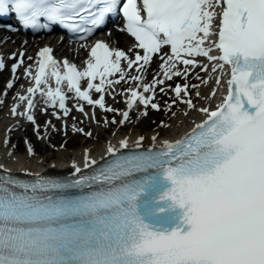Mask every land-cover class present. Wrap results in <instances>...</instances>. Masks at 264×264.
Instances as JSON below:
<instances>
[{"label":"snow or ice","instance_id":"obj_1","mask_svg":"<svg viewBox=\"0 0 264 264\" xmlns=\"http://www.w3.org/2000/svg\"><path fill=\"white\" fill-rule=\"evenodd\" d=\"M117 10L143 55L136 52L133 59L98 40L79 70L42 48L35 74L25 71L34 85L28 95H19L27 109L18 113L14 106L12 114H27L39 93L68 115L64 82L77 98L117 111L105 106L107 88L126 76L143 80L128 75L121 61L141 73L164 46L171 51L160 65L165 78L186 77L187 66L208 71L209 65L196 59L205 57L211 72L219 73L212 96L225 75L227 94L214 110L199 109L206 118L181 138L117 156L95 175L34 183L0 177V264H264V0H0V16L15 13L26 28L48 27L40 23L45 18L87 35ZM214 49L220 54L213 55ZM177 62L186 66L183 72L173 71ZM4 66L0 61V69ZM18 66H12L13 73ZM115 73L119 77L110 79ZM158 76L142 84V91L140 83L124 90L130 94L129 109L137 102L160 109L153 101L156 86L165 80ZM53 79L55 88L49 84ZM12 86L9 81L7 87ZM188 88L177 84L173 91L194 108L192 99L181 95L190 96ZM91 90L100 93L98 99ZM78 110L83 112V106ZM128 117L123 112L119 123ZM27 119L35 118L27 114ZM143 139L136 142L138 148ZM120 147L127 148L128 141Z\"/></svg>","mask_w":264,"mask_h":264},{"label":"bare ground","instance_id":"obj_2","mask_svg":"<svg viewBox=\"0 0 264 264\" xmlns=\"http://www.w3.org/2000/svg\"><path fill=\"white\" fill-rule=\"evenodd\" d=\"M100 37L106 38L112 44L116 42L117 46L124 47L129 45L128 40L131 41L130 37H128L126 33H124L119 28H114L109 33L108 31L104 32L100 35ZM43 42L54 43L58 51L62 50L61 47H59V43L57 42V40L49 39L47 38V36L35 37L33 38V40L28 39L27 41H25L24 38L16 35H11L6 31H0V51L2 52L3 58L6 59V67L3 70V73H0V101H2V103H0V164L7 166L8 169L11 170H23L31 172L33 174H38L39 170L63 169L61 168V165L67 164L66 166H69L76 171L77 167L81 169L86 164H91L92 160L96 161L97 159L106 155L108 153L107 149L109 146H112L115 149L121 148L120 142L122 140L126 139L128 141V146H136V142L141 136L144 137L143 141L141 142L142 147L159 145L162 143V141L170 140L171 138H173L179 132L183 131L187 126L198 123L203 117H205V114L200 112L199 109L207 107L213 110L214 107H210V105H216L223 95V86L225 83L226 75L223 77L221 86L219 87L216 95L212 96V90L214 88H217V85L215 83V76L219 73L211 72V62H202L209 65L208 71H202L201 67L199 66H189L188 68L190 70L195 69V77H200L197 78V91H200V95L197 96L196 93L194 94V108H189L187 104H183V110L181 114H179L178 116H174L173 120L169 124H160L153 131H144V126H147L148 119L141 118L137 121V124L139 127H142V129L137 131L136 133L132 131L122 133L117 130L116 132L110 133L106 139L100 141L99 143H97V145H94V143H92L75 147L69 151H65L64 148H62L60 144H58L62 140V133L66 134V138H71L70 136L72 135L73 130H76V134L77 132L79 134H82V131L79 130L82 128V126L86 125L88 127L86 131L92 130V134L95 137H99L103 134L102 129H97L96 127L91 129V125L89 123L93 118H96V120L105 121L108 118L109 113L105 112V109L97 107L95 108V111H92L93 114L90 115L91 119L89 120V117L87 116L88 114L86 112L76 113L75 109L73 108L72 110L70 109L69 120L66 124H63L59 115L55 113L51 114L50 116H40L36 119V122H21L22 120L17 119L16 116L11 115V113L13 105L17 106V92L25 88L24 85H22L23 82L21 81V78L26 80V78L23 77L26 68L20 70V79L17 81L19 82L17 83V85H15L13 88H8L7 83V85L4 86L7 95H3L1 92L3 80L5 78H7V82L12 80L10 78V64L12 61L17 60V56H20V51H26L24 55V61L29 63L36 59L39 46ZM13 53L16 54V58L14 60H11V55ZM87 53L88 52L86 48H82L81 50L73 49L72 52H70L69 50H64L61 52V54L63 55L66 54L70 56L71 54L72 59H75L76 61H79L81 58L86 57ZM127 53H130V56H132L133 58L135 57L134 50H128ZM162 61L163 59L161 60V64H163ZM216 63H219V61H216ZM179 66L183 68L182 63ZM158 71H160L159 66ZM161 76L162 75H160L158 78H160ZM193 81H195V79H193ZM202 81L208 82L203 83ZM110 89H112V87H110ZM181 95L184 97V99L192 97H187L184 95V93H182ZM164 96L172 99H175L174 97H177L173 90H171L170 92H164ZM117 97L118 95L113 91H110L108 94L105 93V106L110 104ZM178 99L179 101H182L181 98L178 97ZM172 106H174V104ZM53 107L56 108V106ZM171 108L173 109V107ZM56 112L61 113L62 110H56ZM47 118H50L51 122H48ZM121 120L122 119L120 116L117 125L118 129L122 128L123 125L126 124L125 122L123 124L119 123ZM41 122L42 125H40ZM96 123L97 122H94V124ZM112 124H114V122L106 125L103 129H109ZM170 132L172 133L171 135ZM24 134H26L25 137H23ZM39 134H43L44 136L42 138L43 140L41 141L44 153L40 154H38L39 144L37 139V136ZM153 136L157 137L155 141L152 140ZM21 139H26V142L32 148V151L36 150V152L29 154V152L27 151L26 153L17 154L16 149ZM45 139L49 140L50 143H48ZM13 141H17V146L11 148L9 143ZM86 141L87 140L85 138L84 142ZM64 143H68V140H66ZM74 143H76L75 136L71 138L69 144L73 145ZM57 144L58 148L55 147L57 146ZM54 150L56 151L54 152ZM49 152L50 155H46ZM60 153H65L66 156L62 157Z\"/></svg>","mask_w":264,"mask_h":264},{"label":"rangeland","instance_id":"obj_3","mask_svg":"<svg viewBox=\"0 0 264 264\" xmlns=\"http://www.w3.org/2000/svg\"><path fill=\"white\" fill-rule=\"evenodd\" d=\"M6 80L7 79L3 80L2 86H1V90L6 85ZM174 84L175 83L171 82L170 86L167 89H165V91H171V90H173ZM194 84L196 85V82H194L193 85ZM194 92H197V91H195V89H194ZM160 95H161V98L159 99V102L160 103H163L164 107H163V109L161 111L149 110V113H151V112H153V113L150 114V115H148V116H146V118L148 119V122H147V126H144V131H153L160 124H169L173 120V117L174 116H178L179 114H181L182 104L180 102H178L179 100H177V99L174 100L172 98H167V97H165L162 94H160ZM173 101H177V103L175 104V109L174 110H170V106L169 105L172 104ZM115 104H117L116 105V110L117 111H114L113 115L111 116V119H108V121H102L100 123H97V125H95L93 123L94 121H91L90 122L91 129L94 128V127H96L97 129H102V131L104 133L101 136H99V137L96 136L95 137L93 134L92 135L91 134L89 135V133H91V131H86L88 129V127H86V126H84V130L82 131V134H76L74 132L72 133V135L70 137L72 138V137L75 136V140H76V143L78 144V147L79 146H82V145L92 144V143H94V145H97V143H99L100 141L106 139L111 132H116L117 130H119L122 133L129 132V131H132V132L136 133L137 131H139V130L142 129V127H139L138 124H137V121H136L137 120V117H134L133 121L132 122H129L130 124L123 125L122 128L118 129V127H117L118 124L117 123H118V120H119V117H120V107L122 105V97L116 98L109 107L114 108L115 107ZM166 116H168V117H166ZM113 120H115V123L111 125V128H109V130H104L103 128L106 125L109 124L107 122H112ZM25 135L26 134H24L23 137H25ZM43 137H44L43 134H39L37 136L38 144H39V152L40 153H44V150L42 148V143H41V141L43 140L42 139ZM71 138H66V134L65 133H62V137H61L62 140L58 144H60L61 147L64 148L65 151H69V150L73 149L71 147V145L69 144ZM85 138L87 140L86 142H84ZM22 139L19 142L20 153L25 152V150L27 148V147H25V145L23 143L25 141L22 140ZM66 140H68V144H66V147H63L62 145L64 144V142ZM46 141L48 143H50L49 140H46ZM15 142H17V141H15ZM58 144H57V146H55L56 148H58ZM55 151L56 150H54V152ZM46 155H50V152L47 153ZM60 155L62 157H65L66 156L65 153H60Z\"/></svg>","mask_w":264,"mask_h":264}]
</instances>
